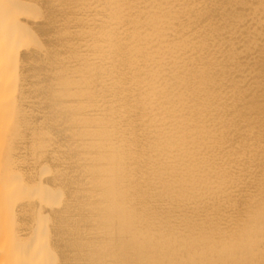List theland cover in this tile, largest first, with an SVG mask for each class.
Masks as SVG:
<instances>
[{"label":"bare ground","instance_id":"6f19581e","mask_svg":"<svg viewBox=\"0 0 264 264\" xmlns=\"http://www.w3.org/2000/svg\"><path fill=\"white\" fill-rule=\"evenodd\" d=\"M108 1L0 0V264L264 254V0Z\"/></svg>","mask_w":264,"mask_h":264},{"label":"rangeland","instance_id":"374dc122","mask_svg":"<svg viewBox=\"0 0 264 264\" xmlns=\"http://www.w3.org/2000/svg\"><path fill=\"white\" fill-rule=\"evenodd\" d=\"M107 2L109 3L108 0H105V3H106V4H107ZM106 4H104L106 8L104 7V5H101V6H103V7L105 8L104 11L108 14V13L110 12V10H109L108 8L111 7V3H110V4H107V5H109V6H106ZM107 7H108V8H107ZM106 9H107V11H106ZM108 10H109V11H108ZM36 11H37V9H36ZM106 17H107L108 21H111V20H110V17H109L108 15H106ZM111 19H112V18H111ZM111 24H112V23H109L108 26L106 25V28H109V27L111 26ZM109 25H110V26H109ZM104 41H105V42H104ZM104 41H103L104 44H107V43H108L107 40H104ZM106 41H107V42H106ZM106 47H107V46H105V48H106ZM23 193H26V191H22V192H20V194H22V195H23ZM22 195H21V196H22ZM23 196H24V195H23ZM23 196H22V198L26 197V196H24V197H23ZM252 222H253V221H252ZM255 222H256V221H255ZM136 223H137V222H136ZM250 223H251V222H249V223L247 222L245 225H247V224L249 225ZM134 224H135V223H134ZM134 224H133V225H134ZM138 224H139V223H138ZM138 224H135L134 226H132L133 233L135 232V230H136L137 233L140 232V231H142L143 233L145 232V233L143 234V233L141 232V235L143 234L144 236H143V235L140 236V235H139L140 233L138 234V237H140V238H139L140 240H139V239H136L137 241L139 240V242H136V241H135L136 244L139 245V243H143V239H146V238H144V237H148V238H149V240H148V238L146 239L147 242H148V241H152V242H153V240L155 241V239H158L159 242L163 240L162 242H160L161 244H160L157 240H156V242H158L159 245H162V247H163L164 249H166L167 251H168V249H169V251L171 250V253H173V254H172L173 256L171 255V258H172L173 260H174L173 257H176V256H177V257L180 256V257L178 258L179 261H182V258H183V264H184V260H185V258H184V257H181V254H184L185 252L188 253V255H189V254H194L193 252H197V255H196V256H197V257L199 256V257H198L199 260H200V261L198 262L199 264H205V263H207V264H208V263H209V264H221L222 261H227V258H226V257H223L222 254L219 253V254H221V256L225 259V260H220L219 258H221V257L218 256L219 254H217V253L215 252V250H216V251H218V249L221 250L220 248H222V247L224 248V246H226V249H227V246H229V245H231V246H230L231 248L233 247V245L230 244V243L227 244V245H225V243H222V244H224V245H223L222 247H220V246L222 245L221 242H219V243L221 244V245H220V244H218V241H215V242H214V240H213V242H214L215 244H217V245H214V243H212V240H211V241L207 240V241L209 242V243H208V242H206V240L204 241L203 238H199V239L203 242V243H202L201 241L197 240L198 238H197V239H196V238L193 239V238H190V237H185V236L183 235V233H182V234L180 233V235H181V236H180L179 234H177V231H176V230L178 229L179 232L182 231V230L179 229V228L175 229V227H174V228H171V229L168 228V229H170L169 231H168V229L165 230V231H164L165 234L163 233V231H161V232L159 231V232H158L157 229H154L155 227L150 228V230H149L148 227H147L146 229H148L149 232H150L152 229H153V231L156 230V231H154V234H153L152 231L149 233L148 230H145V227L143 228V226H140V224H139V226H138ZM248 225H247L246 227L244 226V227H245V231H244V233H243V235H242L241 242H240V244H237V245H240V246H236V245H235L236 247L234 246L235 248H234V247L232 248V249H235L236 252H237V249H242V248H244V246L247 247V245H248V248H251V250H253V249L255 248L256 245L258 246V243H259V240H260V239H259L258 242H257V239L260 238V237H259V236H260V234H259V230L257 231L258 226L256 227L255 224L253 225V223H251L250 226H248ZM253 226H254V229H253ZM137 227H138V228H137ZM250 227H251L253 230H252ZM133 228H134V229H133ZM139 228H140V229H139ZM247 228H248V229H247ZM249 228H250L251 230H250ZM255 228H256V229H255ZM137 229H138V230H137ZM142 229H144V230H142ZM173 230L176 232V234L173 233ZM171 231H172V232H171ZM253 231H254V232H253ZM41 232H42L41 236H45L44 231H41ZM179 232H178V233H179ZM245 232H246V233H245ZM247 232H248V234H247ZM250 232H252V233H250ZM255 232H256V233H255ZM257 232H258V233H257ZM148 233H149V234L151 235V237H153V238L150 239ZM155 233H157V234H155ZM168 233H171V236H169L170 239H171V237L173 238V235H174V237L176 238V239L173 238V239H175V240H172V241H173V242L175 241V242H174V244H172V245H169V243L172 242L170 239H168L169 241L165 240V236H166V238H168V235H170V234H168ZM172 233H173V234H172ZM134 234H136V233H134ZM244 234L247 235V237L244 236ZM251 234H252V236H253L252 238H251ZM255 234H256V236L258 235L257 238H256V241L254 240L255 237H256ZM136 235H137V234H136ZM176 235H177V236H176ZM155 236H156V237H155ZM183 236H184V238H183ZM161 237H162V239H161ZM178 237H179V238H178ZM181 237H182V241H180V240H181ZM244 237H245V240H243ZM43 238H45V237H43ZM142 238H143V239H142ZM154 238H155V239H154ZM163 238H164V239H163ZM188 238H189V239H193L195 242H194L193 240H190V242H188V240H189ZM249 238H250V239H249ZM253 238H254V239H253ZM141 239H142V242H140ZM160 239H161V240H160ZM178 239H179V241H178ZM164 240H165L166 242H168V244H166V245L169 246V247H167V246L165 245V243H164L165 241H164ZM184 240H185L186 243L183 242ZM196 240H197V242H199V243H197ZM251 240H252V241H251ZM146 241L144 240V243H145ZM191 241H192V242H191ZM243 241H245L244 244H243ZM249 241H250V243H249ZM176 242H178V243H176ZM179 242H180V244H179ZM181 242H183V243H181ZM187 242H188V243H187ZM205 242H206V243H205ZM216 242H217V243H216ZM246 242L248 243L247 245H245ZM254 242H255V243H254ZM189 243H192V244L190 245ZM194 243H196V244L194 245ZM210 243H212V244H211V247H210V245H209V248H210L211 253L208 252V251H209V248L207 247L208 244H210ZM241 243H242V244H241ZM252 243L254 244V246H253ZM145 244H146V243H145ZM145 244H144V245H145ZM176 244H177V245H176ZM183 244H184V246H182ZM187 244H189V245H187ZM198 244H199V246H198ZM250 244H251V245H250ZM140 245H141V244H140ZM142 245H143V244H142ZM142 245H141V246H142ZM144 245H143V246H144ZM185 245H186V247H185ZM192 245H194V249L197 250V251H194V250L192 249V248H193ZM196 245H197V246H196ZM200 245L203 246L204 248H202ZM206 245H207V246H206ZM213 245H214V246H213ZM219 245H220V246H219ZM44 246H46V248L43 247L44 249H47V248L49 247L47 244L44 245ZM145 246H146V245H145ZM145 246H144V247H145ZM171 246H173V248H172ZM174 246H175V247H174ZM177 246H179V247H177ZM191 246H192V247H191ZM215 246H216V247H215ZM241 246H243V247H241ZM41 247H42V246H41ZM144 247H140V252H141V253H142V252H145V249H146V248L144 249ZM166 247H167L168 249H167ZM170 247H171L174 251H173ZM190 247H191V248H190ZM206 247H207V249H206ZM214 247H215V248H214ZM219 247H220V248H219ZM240 247H241V248H240ZM174 248H175V249H174ZM176 248H177V249H180V248H181V250H184V251H181V250L179 251V250H177ZM182 248H183V249H182ZM188 248H189V249H188ZM201 248H202L203 250L206 249V251H207L208 253H207L206 251H202ZM211 248H212L213 250H214V249H215V250L213 251ZM217 248H218V249H217ZM49 249H50V248H49ZM186 249H188V251H187ZM228 249H230V248L228 247ZM245 249H246V248H245ZM42 250H43V249H42ZM154 250H155V249H154ZM154 250H153V249H150V251L148 252V253L151 252V253H150L151 256H150V254H149V256H150L152 259H153L154 257H156V255H157V252L155 253ZM185 250H186V251H185ZM199 250H201V251H199ZM155 251H156V250H155ZM178 251H179V253H181V254H178V253H177L178 255H176V252H178ZM238 251H239V250H238ZM152 252H154V254H153ZM199 252H201V253H199ZM204 252L206 253V255H209V253H210L211 256H209V258L211 257V259L206 258V257H208V256L203 255ZM244 252H245V250L242 249V250L238 253L239 255L236 254L237 256L240 257V258H239L240 260H241V258H242L241 262H246V263H248L247 261L249 260L250 262H249L248 264H250V263H251V264H258V263L263 264V263H264V259H263V260L261 259V258H264V256H263L264 254L259 255V256H257V255H252V256H250V255H247L246 252H245V254H244ZM199 254H201V255H199ZM212 254H213V255H212ZM214 254H215V255H214ZM243 254H244V255H243ZM174 255H175V256H174ZM240 255H242V256H240ZM245 255L250 256V257H249L250 259L247 258V256H246V258H247V260H246ZM57 256H58V254L56 253V255H55V258H56V259H55V261H54V259H53V262H54V263H55V262H58V261H56V260H58V259H57ZM200 256H202L203 259H202V257L200 258ZM204 256H206V257L204 258ZM212 256L216 257V259L213 258ZM243 256H244V257H243ZM253 256H255V257H253ZM256 256H257V257H256ZM30 257H31V256H30ZM177 257L175 258L173 264H179V261L176 260ZM252 257H253V260H254V261L251 260ZM180 258H181V259H180ZM198 258H197V259H198ZM244 258H245V261H244ZM256 258H257V259H256ZM25 259L28 260V261H31L29 258L27 259L26 256H25ZM197 259H196V260H193V261L190 260V261H192V262H189V261H188V263H191V264H192V263L195 262V263L197 264V262H196V261H198ZM205 259H207V260H205ZM212 259H213V261H212ZM217 259H219V260H217ZM236 259H237V260H236ZM258 259H260V260H258ZM173 260H172V261H173ZM202 260L204 261V263H201V262H203ZM209 260H210V261H209ZM228 260H229V259H228ZM232 260H235L234 263L231 262L232 264H235V263H236V264H245V263L238 262V257L236 258V256H235L234 259H232ZM232 260H231V261H232ZM240 260H239V261H240ZM255 260H256V261H255ZM176 261H177V262H176ZM205 261H206V262H205ZM219 261H221V262L219 263ZM236 261H237V262H236ZM258 261H259V262H258ZM260 261H261V262H260ZM227 262H229V261H227ZM252 262H253V263H252ZM256 262H257V263H256ZM186 263H187V262H186ZM225 263H226V262H225ZM231 263H230V264H231ZM180 264H182V263L180 262ZM226 264H229V263H226Z\"/></svg>","mask_w":264,"mask_h":264}]
</instances>
